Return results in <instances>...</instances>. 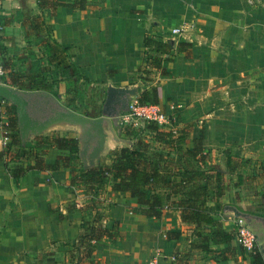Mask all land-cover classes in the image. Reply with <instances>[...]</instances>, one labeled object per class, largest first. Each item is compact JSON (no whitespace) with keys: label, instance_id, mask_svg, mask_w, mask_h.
Masks as SVG:
<instances>
[{"label":"crops","instance_id":"0c3cea01","mask_svg":"<svg viewBox=\"0 0 264 264\" xmlns=\"http://www.w3.org/2000/svg\"><path fill=\"white\" fill-rule=\"evenodd\" d=\"M85 1L82 11H43L50 37L69 52L83 76L104 87L139 86L145 36L187 42L190 55H174L163 64L167 76L154 77L157 106L169 117L192 122L191 138L201 134L202 151L210 157L229 151L264 165V0ZM36 12L35 0H0L3 70L7 58L23 52L28 18ZM18 13L23 21H16ZM182 25L187 29L172 36L171 30ZM7 152L8 147L0 149V264H71L67 253L84 218L72 206L79 197L70 173L59 168L10 177L4 163H18L10 162ZM66 155L48 149L43 163L52 165ZM210 159L223 162L221 157ZM234 194L228 188L221 197L224 206L237 207ZM103 199L108 205L105 227L116 222L118 237L94 243L90 259L97 264H144L153 256H159L158 264H172L175 250L189 242V227L180 222L174 206L154 220L140 215L126 193L106 192ZM207 210L226 232L234 233L235 220L213 214L212 204ZM171 233L179 234L177 241L165 238ZM215 250L211 258L194 256L188 264L250 263L234 238Z\"/></svg>","mask_w":264,"mask_h":264},{"label":"trees","instance_id":"16d2710c","mask_svg":"<svg viewBox=\"0 0 264 264\" xmlns=\"http://www.w3.org/2000/svg\"><path fill=\"white\" fill-rule=\"evenodd\" d=\"M35 5L37 12L28 18V28L40 39L41 47L48 55V63L61 70L67 85L61 96L54 91L50 92L41 82L34 80L33 68L26 75L12 73L6 76L4 83L21 91L47 92L77 114L99 116L105 87L90 81L74 67L71 55L52 40L43 20L44 10L51 14L59 7L82 11L86 1L35 0ZM22 15L16 14V21H21ZM143 48L144 63L137 70L139 87L136 101L157 105L154 77L167 76L163 64L170 63L174 55L183 54L188 57L190 44L176 40L164 41L150 35L143 38ZM175 120L169 117L168 126L141 123L144 126L136 132L131 126L121 125L118 137L130 141L131 145L110 151L97 166L88 170L81 167L74 135L44 136L22 145L16 130L12 140L10 138L8 146L15 149L14 154L8 156L10 162L30 161L23 168L12 169H8V163L5 162L4 167L10 177L17 178L31 170L55 171L59 168L70 173V185L76 191L75 198L79 197V200L73 201L72 206L78 208L84 218L79 225L78 237L67 253L71 264H97L90 259L94 243L102 238L118 237L116 222H113L111 229L99 223V220H105L104 212L108 207L103 199L106 192L128 194L139 206V214L154 220L161 218L164 208L175 207L180 222L189 227L190 234L185 247L175 250L172 264H188L194 256L211 258L216 253L215 247L232 243L235 231L226 232L222 223L214 220L212 213L207 210V205L212 204L213 214L221 213L224 207L221 197L228 188L235 190L236 205L244 212L242 208L250 204L246 199L256 197L255 203L258 206L253 214L264 217V190L256 194L257 185L259 188L264 183V165L232 156L229 151L221 152V164L212 162L210 156L202 151L201 134L196 139L190 136L193 123L178 118ZM13 121L16 122L15 114ZM145 133L148 135L147 140ZM48 149L66 151L67 155L58 156L52 165H45L43 156ZM82 202L87 204L81 205ZM89 210L94 216L86 223L85 213ZM101 210L102 214H97ZM178 237L177 233L165 234L168 240L177 241ZM247 256L249 264H263L257 248Z\"/></svg>","mask_w":264,"mask_h":264},{"label":"water","instance_id":"95a60500","mask_svg":"<svg viewBox=\"0 0 264 264\" xmlns=\"http://www.w3.org/2000/svg\"><path fill=\"white\" fill-rule=\"evenodd\" d=\"M138 87H113L107 84L97 117L77 114L44 91H21L0 86V99L14 108L17 134L22 145L55 129L72 132L77 141V157L81 167L88 170L97 166L99 159L111 151L109 143L115 147L131 145L130 141L118 137L119 118L126 112L129 103L137 98ZM221 214L239 221L253 236L264 264V217L245 213L232 205H225Z\"/></svg>","mask_w":264,"mask_h":264},{"label":"rangeland","instance_id":"374dc122","mask_svg":"<svg viewBox=\"0 0 264 264\" xmlns=\"http://www.w3.org/2000/svg\"><path fill=\"white\" fill-rule=\"evenodd\" d=\"M43 34L45 35L46 33L43 32ZM24 42L21 45V49L23 50V52L18 55V53H13L14 57L11 59L7 58L6 62H4V70L6 71V76L9 77L10 74L12 73H18L21 75H26L28 70L31 68H33L35 70V81L37 82H41L45 87L48 88V91L52 92H56L58 93L60 96L63 94L64 89L67 85V82L65 81V76L63 75V73L61 72V70L57 67H55L52 63H48V55L46 54V52L44 51V49L41 47L40 44V39L36 38L33 34L32 31L27 29L25 36L23 37ZM15 112H14V108L13 106H11L10 104H8L7 102H5L3 104V123H4V128L6 129V131L8 132V136L12 138L15 136L16 133V122L14 123L13 121V116H14ZM176 118H173V120H175ZM2 119L0 118V121ZM176 122V120H175ZM144 124H141V122H138L134 127H131L132 130L134 132H136L137 130H139L141 127H143ZM163 129V128H160ZM66 134H68L69 136L74 135V133L69 132V131H65L62 129H55L53 131H49L48 133H46V135L44 136H50V135H55V136H65ZM146 135V140L148 138V135L145 133ZM44 136H40L37 138H43ZM121 139V138H120ZM10 143V142H9ZM9 145V144H8ZM123 145H119V146H114L112 150L122 147ZM9 152L7 157L9 156V154L12 156L15 152V149L11 146H8ZM38 152H40V149H38ZM234 156V155H232ZM221 157V154H216L210 158L212 159H218ZM105 157H101L99 159V161L103 160ZM25 160H20L18 164L14 165V164H8L10 166V168H16V167H20L23 168L26 165ZM255 182H258L255 181ZM262 190H264V183L261 184V187L258 185L256 187V194L258 195V191L261 192ZM83 199V198H82ZM96 200V198H95ZM250 201V204L246 207H244L245 211L247 213H253L255 211V208L258 206L255 201L257 200L256 197L255 198H249L246 199V201ZM82 204H87V202H82ZM102 207V205H100ZM104 206V205H103ZM97 214H102V210L98 211ZM85 222L89 223L90 219L93 215V212L91 210L87 211L85 213ZM106 220H99L100 225L102 226H106ZM243 253V252H242Z\"/></svg>","mask_w":264,"mask_h":264},{"label":"built area","instance_id":"2783aa9c","mask_svg":"<svg viewBox=\"0 0 264 264\" xmlns=\"http://www.w3.org/2000/svg\"><path fill=\"white\" fill-rule=\"evenodd\" d=\"M187 29L186 26H179L171 30L172 36H179ZM1 31V27H0ZM5 73L2 67L0 55V86H7L4 83ZM5 101L0 99V149H4L10 142L8 132L4 128L3 123V104ZM138 122L153 123L157 126H168L169 116H167L157 105L153 104H140L135 100L129 103L127 110L119 118L121 125H128L134 127ZM234 239L236 244L246 254L251 253L256 247L253 236L241 225L239 221H235V234ZM159 256H153L144 264H158Z\"/></svg>","mask_w":264,"mask_h":264}]
</instances>
